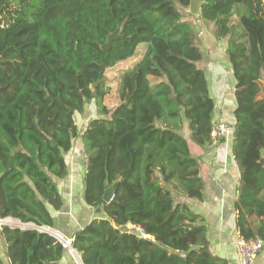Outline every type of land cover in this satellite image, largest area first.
Segmentation results:
<instances>
[{
    "label": "trees",
    "instance_id": "obj_1",
    "mask_svg": "<svg viewBox=\"0 0 264 264\" xmlns=\"http://www.w3.org/2000/svg\"><path fill=\"white\" fill-rule=\"evenodd\" d=\"M190 7L0 0V219L34 227L0 226V264H60L69 252L40 228H55L76 141L86 157L82 202L95 214L66 237L82 264H227L188 205L202 200L205 181L183 132L209 147L215 118L198 29L181 13ZM197 13L213 25L234 80L235 227L264 245V0H199ZM140 45L109 108L107 73ZM86 104L95 116L79 132Z\"/></svg>",
    "mask_w": 264,
    "mask_h": 264
},
{
    "label": "crops",
    "instance_id": "obj_2",
    "mask_svg": "<svg viewBox=\"0 0 264 264\" xmlns=\"http://www.w3.org/2000/svg\"><path fill=\"white\" fill-rule=\"evenodd\" d=\"M198 34L204 51L203 32L198 30ZM207 42L209 47H214L217 43L222 44L221 41L214 39L213 31L210 32V38L207 39ZM204 72L208 80L209 90L215 100L214 121H223L230 126L233 125L234 102L232 95L230 99L226 98V93L230 89L229 85L233 89L234 80L224 54L220 56L218 63H213ZM209 78L211 79L209 80ZM188 146L191 154L200 163V174L205 181L202 200L200 202L190 201L188 205L192 212L203 218L211 254L226 259L227 264H241L236 247L239 237L235 227L236 213L233 209L239 172L231 153V140L220 144L212 143L209 147L203 148L194 144ZM77 155H79L78 152L70 154V162L67 163L68 175L64 180L58 182L59 191L63 198V208L55 213L53 231L64 235V237H69L71 231L79 229L95 217L92 210L85 207L82 202V175L84 172L82 166L85 165V161L83 165H77ZM72 253L68 252L60 264H81L77 258L78 255L74 254V256ZM254 264H264V245Z\"/></svg>",
    "mask_w": 264,
    "mask_h": 264
},
{
    "label": "rangeland",
    "instance_id": "obj_3",
    "mask_svg": "<svg viewBox=\"0 0 264 264\" xmlns=\"http://www.w3.org/2000/svg\"><path fill=\"white\" fill-rule=\"evenodd\" d=\"M198 4H199V0H191V7L187 10H181V13L183 14L184 18L186 20H190L193 21V23L196 24L197 29L201 30L203 32L202 34V38H203V46L205 47L204 49V60L199 63V67H201L204 71L206 69L210 68V65H212L213 63H218L220 56H222L224 54V46L223 44L217 43L216 45H214V47H209V44L207 42V39L210 38V32L213 31V25L212 24H208V25H202L198 19V13H197V8H198ZM201 46V44H200ZM142 47L143 45H140V47H138L135 51V56L128 62L123 63L121 65H119L118 67H116L115 69H112L111 71H109L107 73V78H108V87L109 89V96L106 99V104L109 108H112L117 101V90H118V81L119 78L121 76V74L125 71H128L129 69H131L139 60V58L142 55ZM202 48V47H201ZM203 49V48H202ZM218 65V64H217ZM228 65V64H227ZM229 66V65H228ZM208 73V71H207ZM211 78H209L210 80ZM210 88H211V83H210ZM229 90L226 93V98L230 99L232 93H233V89H231L232 87L229 85ZM232 90V92H231ZM95 116V111L93 109L92 106L90 105H85L84 108V112L81 115H78L76 117V123L77 126L79 128V132H81V130L84 128V126L86 125V123L89 121V119L91 117ZM215 120V118H214ZM215 124H218V122H215ZM183 136H185L189 142L190 145H193L190 140L188 139V133L183 132ZM214 144V143H213ZM218 144V143H217ZM220 144V143H219ZM78 152L79 155H77L76 157V162L78 161L77 165L81 164L83 165L85 159V155L83 154V152L80 150H78V146H77V141L74 144V148L71 151V153H75ZM70 153V154H71ZM70 154H67L66 156V162L69 164L70 162ZM73 155V154H72ZM1 225H6L12 228H21V229H27L28 225L27 224H21L19 223V221L12 219V218H6V219H2L1 220ZM49 232H54L52 229H48ZM55 233V232H54ZM60 236H64L62 234H60ZM2 245L0 243V258L7 263L6 258L3 256V250H2ZM70 253H72L69 250ZM74 255V253H72ZM75 256V255H74ZM76 259V257H75Z\"/></svg>",
    "mask_w": 264,
    "mask_h": 264
},
{
    "label": "built area",
    "instance_id": "obj_4",
    "mask_svg": "<svg viewBox=\"0 0 264 264\" xmlns=\"http://www.w3.org/2000/svg\"><path fill=\"white\" fill-rule=\"evenodd\" d=\"M231 139H232V125L230 126L223 121L218 122V124L214 123V127H213L212 133H211L212 143H214V144L215 143H221V142L225 143V142L230 141ZM84 159L86 161V158H84ZM112 197H113V195H111V198ZM0 224H1V219H0ZM28 228H32V226L28 225ZM130 229L131 230L134 229L138 236L145 237L143 231L140 228H134L133 226H131ZM52 235L64 247H67L70 250V239H68L64 236H60V233H58V232H55V233L53 232ZM236 247L238 249L241 264H254L258 253L261 251V249L263 247V244L260 240L243 241L242 239H239L236 243ZM77 258L79 259L78 256H77ZM79 262H80V260H79Z\"/></svg>",
    "mask_w": 264,
    "mask_h": 264
},
{
    "label": "water",
    "instance_id": "obj_5",
    "mask_svg": "<svg viewBox=\"0 0 264 264\" xmlns=\"http://www.w3.org/2000/svg\"><path fill=\"white\" fill-rule=\"evenodd\" d=\"M260 163L263 164V161L261 160ZM112 192H113V191H112L111 188H106V189L104 190L103 197H102L103 201H105V202H109L110 199H111ZM32 228H33V227H32ZM40 230L43 231V232H45V233H48V234L51 235V236H53V235H52L53 232H49L48 229H46V228H40ZM70 250L76 255V253L74 252V250H73L71 247H70ZM80 263H81V261H80ZM81 264H82V263H81Z\"/></svg>",
    "mask_w": 264,
    "mask_h": 264
}]
</instances>
